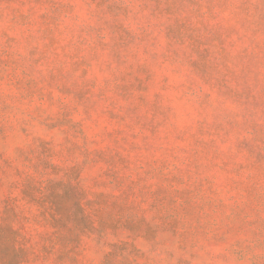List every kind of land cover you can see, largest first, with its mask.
<instances>
[{
	"label": "rangeland",
	"instance_id": "374dc122",
	"mask_svg": "<svg viewBox=\"0 0 264 264\" xmlns=\"http://www.w3.org/2000/svg\"><path fill=\"white\" fill-rule=\"evenodd\" d=\"M0 264H264V0H0Z\"/></svg>",
	"mask_w": 264,
	"mask_h": 264
}]
</instances>
